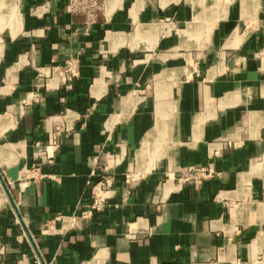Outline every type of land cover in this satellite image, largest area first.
<instances>
[{
	"label": "crops",
	"instance_id": "1",
	"mask_svg": "<svg viewBox=\"0 0 264 264\" xmlns=\"http://www.w3.org/2000/svg\"><path fill=\"white\" fill-rule=\"evenodd\" d=\"M69 2L0 0V264H264V0Z\"/></svg>",
	"mask_w": 264,
	"mask_h": 264
},
{
	"label": "built area",
	"instance_id": "2",
	"mask_svg": "<svg viewBox=\"0 0 264 264\" xmlns=\"http://www.w3.org/2000/svg\"><path fill=\"white\" fill-rule=\"evenodd\" d=\"M96 5V0H70L67 8L68 10L81 11L90 7H95ZM84 31H87V29ZM62 68L64 83L70 84L72 78L76 76V63L74 59H65ZM46 133V142L41 145L42 148L36 155L42 163L51 162L54 156V151L59 143L58 131L47 130ZM37 170L38 168L34 166L30 171L37 175ZM214 174L215 170L212 164L207 163L183 166L176 171L174 176L179 183H191L197 186L204 180L212 177ZM109 185V179L100 181L98 187L92 189L89 201L85 208L74 211L70 214L56 213L40 227V233L45 235H65L71 231L82 229L87 224L92 213L102 208L104 201L107 198L102 191ZM76 264H97V259L96 257H91L89 259L81 260Z\"/></svg>",
	"mask_w": 264,
	"mask_h": 264
}]
</instances>
